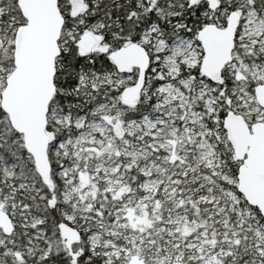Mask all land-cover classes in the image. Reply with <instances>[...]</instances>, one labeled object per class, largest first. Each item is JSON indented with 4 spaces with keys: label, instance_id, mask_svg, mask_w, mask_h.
Returning a JSON list of instances; mask_svg holds the SVG:
<instances>
[{
    "label": "snow or ice",
    "instance_id": "6c2138e0",
    "mask_svg": "<svg viewBox=\"0 0 264 264\" xmlns=\"http://www.w3.org/2000/svg\"><path fill=\"white\" fill-rule=\"evenodd\" d=\"M0 264H264V0H0Z\"/></svg>",
    "mask_w": 264,
    "mask_h": 264
}]
</instances>
